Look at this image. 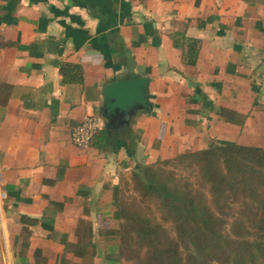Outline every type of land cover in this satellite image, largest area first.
I'll use <instances>...</instances> for the list:
<instances>
[{"label": "crops", "instance_id": "1", "mask_svg": "<svg viewBox=\"0 0 264 264\" xmlns=\"http://www.w3.org/2000/svg\"><path fill=\"white\" fill-rule=\"evenodd\" d=\"M138 76L154 109L133 137L77 146L86 115L105 129L102 87ZM212 142L264 146V2L0 0V264H122L115 186Z\"/></svg>", "mask_w": 264, "mask_h": 264}, {"label": "trees", "instance_id": "2", "mask_svg": "<svg viewBox=\"0 0 264 264\" xmlns=\"http://www.w3.org/2000/svg\"><path fill=\"white\" fill-rule=\"evenodd\" d=\"M198 45L186 38L187 63H196ZM61 73L65 82L83 79L78 64L63 63ZM96 136L109 143L133 132L125 125L119 136L105 129ZM129 147L134 150L133 142ZM171 165L191 171L179 174ZM129 179L139 197H126L121 184L115 186L120 222L112 233L120 241L109 258L127 264H264V146L212 142L174 158L137 161Z\"/></svg>", "mask_w": 264, "mask_h": 264}, {"label": "water", "instance_id": "3", "mask_svg": "<svg viewBox=\"0 0 264 264\" xmlns=\"http://www.w3.org/2000/svg\"><path fill=\"white\" fill-rule=\"evenodd\" d=\"M150 83L149 77L138 76L113 80L102 87L103 103L100 112L109 136L119 135L138 111H153Z\"/></svg>", "mask_w": 264, "mask_h": 264}, {"label": "built area", "instance_id": "4", "mask_svg": "<svg viewBox=\"0 0 264 264\" xmlns=\"http://www.w3.org/2000/svg\"><path fill=\"white\" fill-rule=\"evenodd\" d=\"M102 127L103 120L99 116L86 115L79 125L72 128L71 138L77 146L87 147Z\"/></svg>", "mask_w": 264, "mask_h": 264}, {"label": "rangeland", "instance_id": "5", "mask_svg": "<svg viewBox=\"0 0 264 264\" xmlns=\"http://www.w3.org/2000/svg\"><path fill=\"white\" fill-rule=\"evenodd\" d=\"M169 168L171 169H174L175 171H177L179 174H186L188 175L191 171V168H183L182 165H179L177 167L171 165V166H168ZM127 171V170H126ZM129 172V170H128ZM130 176V174H129ZM129 176L128 177H124L122 182H121V187H122V194L126 197H130V196H138L137 192L134 190V186H133V183L131 182V180L129 179ZM122 264H127L126 261H123Z\"/></svg>", "mask_w": 264, "mask_h": 264}]
</instances>
